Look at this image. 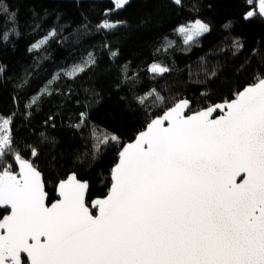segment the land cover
<instances>
[{"label": "snow or ice", "instance_id": "snow-or-ice-1", "mask_svg": "<svg viewBox=\"0 0 264 264\" xmlns=\"http://www.w3.org/2000/svg\"><path fill=\"white\" fill-rule=\"evenodd\" d=\"M129 2L114 0V7ZM172 3L181 6L182 0ZM246 3L256 7L244 14L245 20H264V0ZM0 17V43L6 44L18 31L15 14L3 0ZM117 26L107 19L99 25L108 30ZM210 31L200 19L176 29L186 50ZM56 35L52 29L29 51ZM172 46L165 41L163 48ZM232 47L239 51L243 45L236 40ZM94 64L90 54L65 75L74 79ZM122 71L128 79L126 66ZM148 71L155 79L171 69L153 63ZM253 72V82L231 99L195 111L189 99L174 100L122 147L117 135L90 126L88 113L81 112L72 127L88 129L93 158L109 145L118 146L107 195L90 203L88 182L72 173L59 181V198L49 205L33 162L38 149L31 147L33 160L15 152V114L0 116V264H264V75ZM216 75L215 69L206 73ZM51 94L46 86L27 107ZM148 100L156 106L165 103L155 88L135 97L141 108ZM10 153L19 171L5 162Z\"/></svg>", "mask_w": 264, "mask_h": 264}, {"label": "trees", "instance_id": "trees-1", "mask_svg": "<svg viewBox=\"0 0 264 264\" xmlns=\"http://www.w3.org/2000/svg\"><path fill=\"white\" fill-rule=\"evenodd\" d=\"M3 3L15 14L18 35L11 36L6 44L0 43V65L4 67L0 116L15 114V152L33 160L31 147L38 149L33 162L43 175L49 203L55 200L59 181L72 173L89 183V203L106 196L110 187L118 146L109 145L93 158L94 142L88 138V129L77 131L72 127L79 122L81 112L88 113L90 126L117 135L122 147L133 142L147 121L162 114L174 100L189 99L192 110H199L233 98L235 92L253 82V70L264 75V20L243 18L256 7L246 0H182L181 6L172 0H130L119 10L114 0ZM105 19L118 26L101 29L99 25ZM195 19L209 24L211 31L186 50L176 29ZM52 29L57 32L55 38L41 49L29 51ZM236 40L243 45L239 51L232 47ZM165 41L173 43L167 51L163 48ZM114 51L118 52L115 58L111 56ZM90 54L95 64L69 79L65 73ZM153 63L171 71L153 79L148 71ZM241 65H246V70L238 72ZM125 66L128 79L122 71ZM213 69L217 75L206 76ZM58 74L60 78L55 79ZM46 86L52 94L40 96L37 104L27 107ZM153 88L165 98L164 105L156 106L154 100H148L141 108L135 97ZM107 109L116 116L111 125L95 119ZM5 162L17 171L13 154L6 156Z\"/></svg>", "mask_w": 264, "mask_h": 264}, {"label": "rangeland", "instance_id": "rangeland-1", "mask_svg": "<svg viewBox=\"0 0 264 264\" xmlns=\"http://www.w3.org/2000/svg\"><path fill=\"white\" fill-rule=\"evenodd\" d=\"M104 104H102V105H104ZM108 110L109 109L102 111L98 116H96L95 119L97 121H100V122L102 121L103 124H107V125L113 124L116 121V116L112 113V111H110V110L108 111ZM98 117H100L102 120L99 119Z\"/></svg>", "mask_w": 264, "mask_h": 264}, {"label": "water", "instance_id": "water-1", "mask_svg": "<svg viewBox=\"0 0 264 264\" xmlns=\"http://www.w3.org/2000/svg\"><path fill=\"white\" fill-rule=\"evenodd\" d=\"M215 115V114H214ZM134 142V141H133ZM15 165H16V168H17V171H19V168H18V165L15 163ZM42 178H43V175H42ZM43 180H44V178H43ZM239 182V181H238ZM89 184V183H88ZM57 189V188H56ZM45 191H46V188H45ZM88 193H89V191H88ZM87 196H88V194H87ZM59 197L56 195V193H55V200L56 199H58ZM86 199H87V197H86ZM55 200L53 201V202H55ZM52 202V203H53ZM47 203L50 205L51 203H49V195H48V200H47ZM94 210V209H93ZM8 214V213H7Z\"/></svg>", "mask_w": 264, "mask_h": 264}]
</instances>
